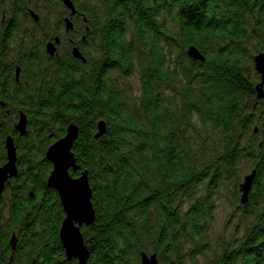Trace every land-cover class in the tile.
<instances>
[{
  "label": "trees",
  "instance_id": "obj_1",
  "mask_svg": "<svg viewBox=\"0 0 264 264\" xmlns=\"http://www.w3.org/2000/svg\"><path fill=\"white\" fill-rule=\"evenodd\" d=\"M71 1L86 63L28 67L38 69L29 101L47 136L27 157L30 184L16 190L7 223L28 229L27 264H77L59 240L52 166L40 161L71 123L80 170L70 174L88 173L95 211L83 229L87 264H140L143 253L159 264H264V82L253 70L264 55V0ZM190 47L204 61L189 57ZM135 76L131 104L119 83ZM99 122L105 133L95 138ZM243 161L254 177L245 203L243 183L233 197L242 236L207 258L216 194Z\"/></svg>",
  "mask_w": 264,
  "mask_h": 264
},
{
  "label": "flooded vegetation",
  "instance_id": "obj_2",
  "mask_svg": "<svg viewBox=\"0 0 264 264\" xmlns=\"http://www.w3.org/2000/svg\"><path fill=\"white\" fill-rule=\"evenodd\" d=\"M52 1L63 7L68 15L52 21L46 11H41L34 4V0H0V168L7 163L8 138L16 150L17 168V177L8 178L0 190V264H27L28 254L20 252V242L28 229L24 225L11 228L7 223L16 190L30 184L23 170L28 163V155L35 157L37 150L34 146L43 135L29 101V98L36 96L32 80L38 75V69H28L29 63L39 61V67L47 72L51 68L66 66L68 58L71 66L78 60L73 56L74 49H78L84 59L87 56L81 47L82 44L86 45L85 37L75 32V15L71 16L61 0ZM67 21L72 26L70 29L67 28ZM50 44L54 47L52 54L47 51ZM22 115L26 122L23 135L17 129ZM28 146L33 152L27 150ZM45 160L41 157L40 161ZM30 198L33 199V194ZM9 233L7 243L5 238ZM19 256H23L24 260L20 262Z\"/></svg>",
  "mask_w": 264,
  "mask_h": 264
},
{
  "label": "water",
  "instance_id": "obj_3",
  "mask_svg": "<svg viewBox=\"0 0 264 264\" xmlns=\"http://www.w3.org/2000/svg\"><path fill=\"white\" fill-rule=\"evenodd\" d=\"M71 16L76 14V8L71 0H61ZM67 28L72 26L67 21ZM52 44L47 46V51L53 53ZM187 55L195 60L204 61L203 57L194 47L187 50ZM73 56L85 62L78 49L73 50ZM254 68L264 82V55L255 56L253 59ZM261 85L256 88L259 99L262 98ZM25 117H20L17 129L25 134ZM105 123L99 122L95 138L101 137L105 133ZM79 135V128L75 124H69L65 135L50 145L45 153V159L50 162L52 169L47 178V187L54 190L58 197L64 213V219L59 229V240L65 251L67 261L76 260L78 264H87L90 252L84 241L83 227H90L95 222V211L92 205V189L89 184L88 173L81 172L79 177L73 178L70 172H77L80 166L77 165L76 158L72 152L74 142ZM7 163L0 168V190L8 178L17 177L16 150L10 138L6 141ZM254 173L244 178L240 187L242 192L241 202L247 201V195L251 190ZM12 244L15 241L11 240ZM140 264H159L157 255L150 256L141 254Z\"/></svg>",
  "mask_w": 264,
  "mask_h": 264
},
{
  "label": "rangeland",
  "instance_id": "obj_4",
  "mask_svg": "<svg viewBox=\"0 0 264 264\" xmlns=\"http://www.w3.org/2000/svg\"><path fill=\"white\" fill-rule=\"evenodd\" d=\"M34 4L38 5L41 11H46V13L50 15L52 21L54 19H59L60 16L64 17L68 15V12L63 7L52 0H47L45 2L42 0H34ZM74 24L76 25L75 32H77L78 29H82V23L79 20L75 19ZM253 70H255L254 65ZM119 84L124 88L125 96L128 101L134 104L139 93L138 78L136 76L130 79L120 78ZM46 136L47 133H44L40 137V140L36 142L34 146L35 150L38 151L40 149L41 143L44 142ZM198 142L199 141L196 140L195 143L197 144ZM250 168L251 164L247 161L240 163L237 176L224 183L220 191L216 194V210L209 227L210 250L207 258H211L214 253L218 252L222 243L234 241L242 236V224L244 220H241L242 218L235 208L233 197L236 193L239 194L237 184L243 183V179L250 173ZM236 179H238L239 182H236ZM239 224H241L240 227ZM200 261L201 264H205L203 258ZM186 264L190 263L187 262Z\"/></svg>",
  "mask_w": 264,
  "mask_h": 264
},
{
  "label": "clouds",
  "instance_id": "obj_5",
  "mask_svg": "<svg viewBox=\"0 0 264 264\" xmlns=\"http://www.w3.org/2000/svg\"><path fill=\"white\" fill-rule=\"evenodd\" d=\"M186 53H187V50H186Z\"/></svg>",
  "mask_w": 264,
  "mask_h": 264
}]
</instances>
